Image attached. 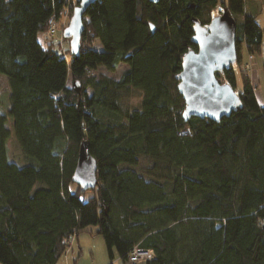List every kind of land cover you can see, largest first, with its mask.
<instances>
[{
	"label": "trees",
	"instance_id": "obj_1",
	"mask_svg": "<svg viewBox=\"0 0 264 264\" xmlns=\"http://www.w3.org/2000/svg\"><path fill=\"white\" fill-rule=\"evenodd\" d=\"M69 1L72 11L79 0H0V74L10 89L0 110V264H59L88 229L110 260L115 250L127 264L134 247L153 253L141 264H264V104L241 47L251 68L264 45L258 7L99 0L67 61L48 20ZM215 11L243 16L236 63L215 74L240 103L219 120L186 118L182 59L197 50L195 24L206 27ZM124 64L118 79L97 72ZM11 135L20 164L8 159ZM85 140L97 169L96 186L83 191L72 177Z\"/></svg>",
	"mask_w": 264,
	"mask_h": 264
},
{
	"label": "water",
	"instance_id": "obj_2",
	"mask_svg": "<svg viewBox=\"0 0 264 264\" xmlns=\"http://www.w3.org/2000/svg\"><path fill=\"white\" fill-rule=\"evenodd\" d=\"M99 0H79L73 8L68 26L63 30V37L69 42L70 53L76 57L80 47V38L84 29L86 9ZM150 3L157 0H148ZM236 22L232 15L223 11L213 17L206 27L195 24L193 43L196 51L184 55L181 72L178 77V93L185 103L186 118L219 120L229 115L240 103L235 91L216 80L220 73L236 63ZM72 181L83 191L96 186L97 163L88 151L85 140L78 149Z\"/></svg>",
	"mask_w": 264,
	"mask_h": 264
},
{
	"label": "rangeland",
	"instance_id": "obj_3",
	"mask_svg": "<svg viewBox=\"0 0 264 264\" xmlns=\"http://www.w3.org/2000/svg\"><path fill=\"white\" fill-rule=\"evenodd\" d=\"M74 1V0H73ZM219 1H225V0H219ZM246 8H245V13L246 12H252V7L253 6H257L258 7V16H257V23L260 25L261 29L263 30V35H264V2L258 0H246ZM70 6L71 3L70 1L67 3L66 8L64 9L63 15L62 17L56 21L57 25H56V34L53 37H49L51 38V40L55 43V49L57 51H60L63 55H65V59L68 61L70 54L66 53V50L69 49V44L67 41L64 40L63 37V30L68 26V21L69 18L72 14V11H70ZM248 13V14H249ZM212 16H219L218 11H215L212 13ZM234 19L236 24H240L243 16H239V15H234ZM45 38V35L43 34H38V39L39 41L43 42ZM242 55H243V62L245 64L244 66V73L248 76V78L250 79L251 83H252V87L254 88V90H256V96H257V100L259 101V103L261 105L264 104V45H263V49L262 52L260 54L255 53L252 57L251 60V68H249V61L247 58V47L245 46V44H242ZM95 49L99 52L102 51V48L99 44H97L95 46ZM126 65H120L118 68H116V70H114L112 73L111 72H107L103 67L99 68L97 72L100 73H105L108 74L110 77H112L113 79H118L121 75L122 72L124 71V69H126ZM243 65L239 66V68H242ZM10 93V89L8 86V79L6 78V75L0 74V99L2 101L1 105H0V110L5 112V110L8 107L9 104V100H8V96ZM138 99H130L127 101V103H131L133 105H136ZM7 155H8V159L13 161V162H17L18 163V159L20 157L19 154V150L16 147V144L14 143V137L13 135L10 136V138L7 141ZM20 164V163H18ZM73 190H75L76 185L71 187ZM140 263V262H139ZM136 263V264H139Z\"/></svg>",
	"mask_w": 264,
	"mask_h": 264
},
{
	"label": "crops",
	"instance_id": "obj_4",
	"mask_svg": "<svg viewBox=\"0 0 264 264\" xmlns=\"http://www.w3.org/2000/svg\"><path fill=\"white\" fill-rule=\"evenodd\" d=\"M94 231L88 229L77 234L75 242L61 257L59 264H127L117 258L115 250H112L113 259L110 260L103 238Z\"/></svg>",
	"mask_w": 264,
	"mask_h": 264
},
{
	"label": "built area",
	"instance_id": "obj_5",
	"mask_svg": "<svg viewBox=\"0 0 264 264\" xmlns=\"http://www.w3.org/2000/svg\"><path fill=\"white\" fill-rule=\"evenodd\" d=\"M62 15L60 16V18L62 17ZM48 23H49V26H48L49 34L56 35V33H55L56 32V25H57L56 20L53 17L49 18ZM71 240L72 239H70V242H71ZM127 258H128V264H136L139 262H143V260H146V259H148V260L152 259L153 253L151 250H148V249H139L138 247H134V248H132V251L128 254Z\"/></svg>",
	"mask_w": 264,
	"mask_h": 264
}]
</instances>
